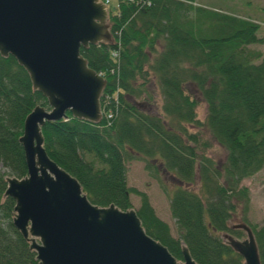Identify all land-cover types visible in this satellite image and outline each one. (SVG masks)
<instances>
[{
	"label": "trees",
	"instance_id": "obj_1",
	"mask_svg": "<svg viewBox=\"0 0 264 264\" xmlns=\"http://www.w3.org/2000/svg\"><path fill=\"white\" fill-rule=\"evenodd\" d=\"M194 2L116 0L109 8L113 44L79 50L105 79L102 119L93 124L67 113L66 120L45 122L43 148L91 203L125 210L132 207L129 194L137 195L135 211L146 234L176 259L183 242L196 264H242L220 234L242 235L227 226L234 217L248 224L249 193L240 181L264 165V54L248 48L263 44L264 33L259 36L249 18ZM149 81L156 85L159 105L150 103ZM187 84L205 104L203 121ZM37 105L48 109L14 58L0 56V264H38L11 223L13 200L2 199L4 177L26 174L18 139L24 118ZM190 127L205 128L224 150L223 162L206 154L208 142ZM132 160L143 162L163 188L175 237L147 195L127 187L125 164ZM165 175L173 179L170 187L163 185ZM248 225L264 264V221Z\"/></svg>",
	"mask_w": 264,
	"mask_h": 264
},
{
	"label": "water",
	"instance_id": "obj_2",
	"mask_svg": "<svg viewBox=\"0 0 264 264\" xmlns=\"http://www.w3.org/2000/svg\"><path fill=\"white\" fill-rule=\"evenodd\" d=\"M113 44L101 0H0V56L10 55L28 75L48 109L24 118L18 142L26 174L5 176L2 199L13 200L11 223L38 264H196L183 242L181 259L146 234L133 208L91 203L78 181L48 158L41 127L72 118L96 124L105 79L88 67L80 48ZM237 239L221 234L242 264H260L254 234L242 222Z\"/></svg>",
	"mask_w": 264,
	"mask_h": 264
},
{
	"label": "rangeland",
	"instance_id": "obj_3",
	"mask_svg": "<svg viewBox=\"0 0 264 264\" xmlns=\"http://www.w3.org/2000/svg\"><path fill=\"white\" fill-rule=\"evenodd\" d=\"M104 1L107 4L109 16V8L111 10L114 9L116 0ZM194 5L201 6L206 10H217L232 15H238L243 18H249L259 26L260 30L258 31V35L262 36V33H264V0H195ZM248 48L252 51H258L264 54V43L252 44L249 45ZM186 87L192 99L196 101V116L200 121H203L205 116V104L192 84H187ZM148 90L152 92L150 103L153 105H159V94L156 85L152 81H149L148 83ZM136 103L150 113L155 112L154 109L156 108L152 105L149 106V102L146 104V102L138 100ZM189 130L198 131L203 137V140L208 142L209 145L205 150L208 156L218 163L223 162L225 154L224 150L211 138L205 128L190 127ZM125 167L127 187L135 188L147 195L155 214L167 223L170 234L175 237V223L174 219L169 214L168 198L164 193L163 188L154 179L149 177L147 172L143 169V162L134 160L128 161L126 162ZM162 181L165 187H170V185L173 184V179L169 178L168 175L163 176ZM197 185L198 183L196 182L194 186L195 190H197ZM240 185L247 187L249 193V209L246 217L247 222L250 225H260L264 221V165L251 176L242 179ZM129 199L133 209L137 208L139 205V197L130 193ZM237 221H240L238 220V217H234L230 220L231 223ZM243 236L242 233L237 239H241Z\"/></svg>",
	"mask_w": 264,
	"mask_h": 264
}]
</instances>
